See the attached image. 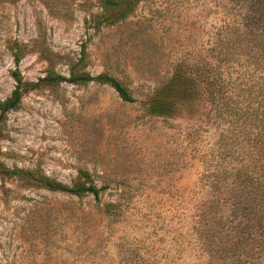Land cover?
<instances>
[{
    "label": "rangeland",
    "instance_id": "374dc122",
    "mask_svg": "<svg viewBox=\"0 0 264 264\" xmlns=\"http://www.w3.org/2000/svg\"><path fill=\"white\" fill-rule=\"evenodd\" d=\"M228 1L144 0L113 25L91 20L100 10L97 0L65 2L63 16L42 0L0 2V99L15 89L16 69L25 81L49 70L109 73L137 99L125 102L96 81L24 92L2 123L0 162L69 185L87 170L106 188L98 202L93 194L0 175V264H223L225 256L205 234L204 213L223 214L231 231L234 208L213 206L211 187L227 169L235 172L234 140L226 148L220 138L230 123H207L203 107L165 118L151 116L147 106L178 58L210 52ZM248 56L235 71L234 54L230 76L255 70L257 60ZM117 202L124 209L114 217L104 205Z\"/></svg>",
    "mask_w": 264,
    "mask_h": 264
},
{
    "label": "trees",
    "instance_id": "16d2710c",
    "mask_svg": "<svg viewBox=\"0 0 264 264\" xmlns=\"http://www.w3.org/2000/svg\"><path fill=\"white\" fill-rule=\"evenodd\" d=\"M5 1L8 0H0ZM42 1L53 14L63 16L61 5L73 0ZM142 1L97 0L100 10L92 14L91 20L98 25L116 24L128 18ZM225 8L226 17L217 29L215 43L208 48L210 52L202 53L194 60L178 58L173 63L172 72L150 96L147 112L155 117L177 118L188 109L186 113L192 112V115L194 111H202L203 107L207 123L212 120L230 123L220 138L226 148L234 140L235 172L227 169L223 176L211 183V187L217 193L213 206L217 208L231 202L233 225L231 231L227 230L224 215L216 218L218 211L211 210L209 215L204 213L206 223H210L205 234L212 248L225 256L223 264H261L264 258V0H229ZM234 54L235 61L239 60L235 71H240L238 64L244 61V54L249 55L247 60L256 58L255 70H245L235 78L230 76ZM236 55L240 56L237 58ZM20 61L21 56L16 55V64ZM13 76L15 89L10 96L0 99V129L7 114L21 106L24 92L43 85L57 87L64 82L87 84L96 81L112 86L125 102L137 100L127 84L109 73L91 75L73 71L66 76L49 70L38 81H25L16 69ZM200 128L201 125L194 128V134H199ZM0 175H22L50 190L77 196L93 194L98 202L106 188L98 187L87 170H80L72 185L36 171L9 168L2 162ZM230 177L233 178L228 182ZM226 190L230 194H226ZM104 206L114 217L123 214L120 202ZM213 222H216L215 226ZM209 264L216 262L210 260Z\"/></svg>",
    "mask_w": 264,
    "mask_h": 264
}]
</instances>
